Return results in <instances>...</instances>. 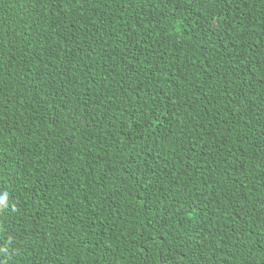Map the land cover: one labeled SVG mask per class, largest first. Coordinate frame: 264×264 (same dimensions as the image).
<instances>
[{
  "label": "trees",
  "instance_id": "16d2710c",
  "mask_svg": "<svg viewBox=\"0 0 264 264\" xmlns=\"http://www.w3.org/2000/svg\"><path fill=\"white\" fill-rule=\"evenodd\" d=\"M0 264H264V0H0Z\"/></svg>",
  "mask_w": 264,
  "mask_h": 264
},
{
  "label": "clouds",
  "instance_id": "9594fccd",
  "mask_svg": "<svg viewBox=\"0 0 264 264\" xmlns=\"http://www.w3.org/2000/svg\"><path fill=\"white\" fill-rule=\"evenodd\" d=\"M0 206H6V197L0 196Z\"/></svg>",
  "mask_w": 264,
  "mask_h": 264
}]
</instances>
